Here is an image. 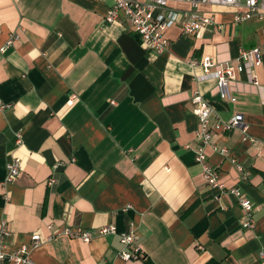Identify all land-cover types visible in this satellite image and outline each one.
<instances>
[{
	"label": "crops",
	"instance_id": "crops-1",
	"mask_svg": "<svg viewBox=\"0 0 264 264\" xmlns=\"http://www.w3.org/2000/svg\"><path fill=\"white\" fill-rule=\"evenodd\" d=\"M114 5L0 0V47L19 36L0 61V99L9 105L0 112V231L6 222L11 232L5 251L38 234L30 252L36 264H264V57L253 68L259 86L250 71L238 73L233 99L221 98L216 80L190 63H234L242 50L264 45V16L238 23L244 8L171 2L170 9L196 11L212 24L198 35L173 25L169 49L154 55L128 22H105ZM196 92L212 109L209 162L228 189L252 199L254 229L243 228L233 195L217 200L195 160ZM237 115L246 132L224 129ZM13 157L21 173L7 183ZM108 226L116 233L100 235ZM62 227L94 238L54 236ZM131 232L143 257L123 260L120 235Z\"/></svg>",
	"mask_w": 264,
	"mask_h": 264
},
{
	"label": "built area",
	"instance_id": "built-area-1",
	"mask_svg": "<svg viewBox=\"0 0 264 264\" xmlns=\"http://www.w3.org/2000/svg\"><path fill=\"white\" fill-rule=\"evenodd\" d=\"M171 2H186L197 8L200 4L227 5L234 8H244V13H238L235 17L236 22L242 23L253 17L260 19L264 16V0H115V5L108 10L105 15L107 24L116 21L125 20L129 23L132 31L138 36L141 46L154 55L164 54L170 47V40L166 37V31L173 25L179 23L182 35H198L207 26L212 24V19L201 15L196 11H183L179 13L169 8ZM164 11H167L164 13ZM19 39V36L13 34L5 45L0 47V61L7 51ZM264 45L257 46L250 50H242L236 62H217L211 57H204L198 60H191V65H198L202 68L204 77L216 80L217 91L223 99H233L230 88L231 83L236 81L237 74L250 71L252 74V83L259 86L257 78L253 75V68L263 63ZM194 105L193 112L198 117L200 128L197 131V137L200 140V147L196 150L195 160L202 167L203 177L208 185L219 192L217 200L224 194L233 195L244 211L242 226L245 229H254L255 220L253 214L255 205L252 199L239 187L228 189L221 182V173L212 166L206 154V147L211 145L212 132L209 126V118L212 109L204 101L202 95L196 92L191 98ZM115 104V102H112ZM9 105L3 103L0 99V112L8 108ZM224 129L232 130L239 128L246 132L247 125L241 115H237L228 123L223 124ZM20 142V138H19ZM216 149V147H214ZM21 159L13 157L7 163V179L10 183L15 181L21 173ZM239 171L242 173V180L249 177V173L239 165ZM56 180L51 178L49 185H54ZM52 229V225H49ZM116 228L112 226L100 229V235L115 234ZM53 235H67L72 239L81 240L90 243L94 234L83 229H72L62 227L54 230ZM11 237V232L6 222L2 223L0 231V261L8 260L11 264H36L31 258V249L37 247L41 238L38 234H33L32 243L29 246H21L11 252H6V243ZM120 242L123 249L119 256L123 260H137L143 257L141 247L137 243V237L134 232L122 233Z\"/></svg>",
	"mask_w": 264,
	"mask_h": 264
}]
</instances>
